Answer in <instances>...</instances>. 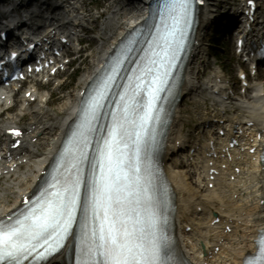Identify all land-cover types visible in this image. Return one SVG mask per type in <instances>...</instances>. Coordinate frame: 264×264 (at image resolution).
Masks as SVG:
<instances>
[{
  "label": "snow or ice",
  "instance_id": "6c2138e0",
  "mask_svg": "<svg viewBox=\"0 0 264 264\" xmlns=\"http://www.w3.org/2000/svg\"><path fill=\"white\" fill-rule=\"evenodd\" d=\"M192 4L161 0L108 58L82 94L39 195L0 218V264H48L65 251L74 264H184L167 234L156 155ZM255 54L264 58V47ZM258 235L241 264H264V230Z\"/></svg>",
  "mask_w": 264,
  "mask_h": 264
},
{
  "label": "bare ground",
  "instance_id": "6f19581e",
  "mask_svg": "<svg viewBox=\"0 0 264 264\" xmlns=\"http://www.w3.org/2000/svg\"><path fill=\"white\" fill-rule=\"evenodd\" d=\"M227 1L228 0H206L207 7L204 11L206 17L200 21V26L198 28L199 34L204 30L202 25L205 23L208 25L211 16L213 17V13L211 12L210 14L209 11H212L216 3H226ZM63 13L65 14L64 9ZM127 15L128 12L119 8L116 9L112 15L105 18V23H99L97 19L90 18V16L87 19L89 28L93 27L94 29H97L105 24L109 26V23L114 19L124 18L121 22L117 21V24H120L121 26L116 28V31L113 33L114 36L110 39V44L106 47L105 54L114 44V41L121 35L123 29L130 25L126 20ZM58 16H61V14L59 13L56 15V17ZM63 20H66V23L72 22L68 19V15L65 14L57 23H62ZM101 33L102 31L98 30L97 34L99 35ZM106 36V34L103 36L105 40L107 39ZM99 50V47L93 49L90 55L92 58L90 62H92V64H89V61L87 62L88 68L85 74H83L77 81L79 87L74 93L66 95L65 100L59 105L58 110L53 112V117H48L46 104L40 103L41 99L45 98L44 94H41L38 102H35L28 109H23L22 106L25 105V99L22 96L20 97V111L25 110L26 114L30 116L26 130H31V133L29 134L30 138L37 137L38 140H36L35 144L29 148V162L23 166L21 173L14 179L10 177V180H13L8 182V187H6H10L11 189L0 188V212L9 209L12 206L11 204L14 205L17 203L18 193L21 190H28L32 186L39 171L48 162L55 145L60 139L65 123L72 115L71 109L76 103L78 90L85 85L96 72V69H94V63ZM191 74H194L192 70H190V74L188 72L186 81L182 85L180 91L181 100L174 108L172 121L168 130V145L164 153L166 172L173 186L178 203L177 223L181 228V233H183L181 238V248L186 255L193 259H199V256L195 251L198 249L200 242L204 243L207 248L210 243L220 241V251L214 255L213 258L206 259V261L210 264H235L238 263L237 258H240L243 253L249 249L247 240L250 239V235L248 233L253 232L254 227L259 225L264 226V210L259 211L258 206L253 204V197L264 192V172L258 171L254 163L250 161L248 155L239 153L235 156L237 161L244 163V166H241V173L238 176V179L235 182H227L223 177H218L215 181L214 188L210 190L206 187H201V178H203L205 166L198 163V158L195 157L197 162L196 165L189 166L192 170L190 168H188V170H183L184 168L178 167L179 159L173 158L171 153L176 150V141H178L179 144H183L185 141L188 142L187 136L184 135L182 130L186 125L181 118L182 109H186L185 103H182V100L184 97H186V99H191V102L195 105H193L194 108H196L197 98L194 97L199 96L202 86H204L203 91H207V93L211 92V89L205 87L210 84L208 79L202 83H196L193 82ZM224 76L226 77L225 74ZM254 86L255 89H251L248 93V97L246 96L244 99H235L233 104L230 107H227L229 109L236 106L238 107L241 116L236 120L240 125H243L244 116L252 118L254 122L261 121L259 114L264 108V83H261L260 81L257 82L256 85L254 84ZM236 109L234 110L235 113H237ZM15 116L19 117L20 113H17ZM208 118H210L209 115L206 116L204 114H199L198 120L203 122ZM213 118H216L217 120L219 119L217 117ZM226 120H230V117H227ZM11 121H13V117ZM8 122L10 121L3 120L4 127ZM1 127L2 125L0 126V135L2 133ZM200 137V132H198L195 135V139L190 141L197 145L199 144ZM41 145H43V148L38 152ZM18 179L20 181L19 183L17 182ZM23 179H25V181H23ZM11 190L17 194L14 195L11 204H8V192ZM245 194H247V197L242 198ZM198 206L201 207L202 212L199 219L195 220L192 216L193 214H196L195 209ZM242 208L246 209L243 210L245 212L244 216L240 215ZM212 215H219L221 217L220 223H222V220L224 219L223 222L225 224H230L234 227L233 233L226 236L221 234V230H219L218 226L210 227L209 222L213 218ZM186 225L192 226L191 232L184 233L183 228ZM50 262L48 264H50ZM55 264H57V262Z\"/></svg>",
  "mask_w": 264,
  "mask_h": 264
},
{
  "label": "rangeland",
  "instance_id": "374dc122",
  "mask_svg": "<svg viewBox=\"0 0 264 264\" xmlns=\"http://www.w3.org/2000/svg\"><path fill=\"white\" fill-rule=\"evenodd\" d=\"M231 2H234V1H231ZM0 6H1V3H0ZM103 23H105V21ZM215 48H216L215 49V55L220 58L221 66L226 69V72L228 74L232 75L237 64H236L234 55L230 52L229 47L224 46V44H218L215 46ZM90 60H92V58ZM90 60L88 63L92 64V62H90ZM79 73L77 74L78 77L80 76V74L82 72L80 74ZM76 82H77V79H75V78H73V80L71 82L65 81V86L63 88L53 91L54 93L52 95V100L50 101L49 106H48V109L50 111L49 113H53V112L58 110L59 105L65 100L67 94L74 93V89L76 88V85H75ZM50 90L52 91L51 88H50ZM185 106H186V109H182L181 118L183 119L184 123H186V121H184V119H188L187 126H192V124L194 122V120H193V116L195 115L194 113L204 110V105L200 106V107L196 106L197 108H194L193 105L190 106L189 104L188 105L186 104ZM193 108H194V110H193ZM193 111H194V113H192ZM189 128L190 127L185 128L184 131L186 133L189 132ZM4 182H5L4 180L0 181V185H4ZM7 187L5 189H9V190L11 189L10 187L9 188H7ZM8 193H9L8 194L9 198H10V195H12V196L14 195L13 190L9 191Z\"/></svg>",
  "mask_w": 264,
  "mask_h": 264
}]
</instances>
